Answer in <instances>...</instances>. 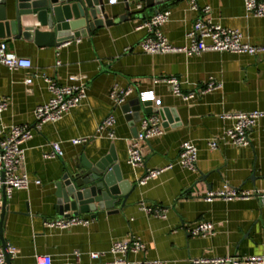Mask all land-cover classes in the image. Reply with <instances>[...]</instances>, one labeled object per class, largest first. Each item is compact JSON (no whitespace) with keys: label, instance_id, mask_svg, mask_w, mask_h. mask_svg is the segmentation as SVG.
I'll return each instance as SVG.
<instances>
[{"label":"crops","instance_id":"obj_1","mask_svg":"<svg viewBox=\"0 0 264 264\" xmlns=\"http://www.w3.org/2000/svg\"><path fill=\"white\" fill-rule=\"evenodd\" d=\"M128 1V19H119L128 13L125 1H110L112 25L59 47L40 46L23 37L0 39L11 52L32 62L31 69L17 70L0 64V97L9 102L3 122L6 126L28 125L32 131L18 170L28 175L30 187L14 191L6 202L3 237L8 246L18 250L10 264H35L38 255L52 256L54 264H107L115 259L110 254L113 244L138 238L145 249L130 254V260L192 264L196 259L264 256V118L251 132L250 146L236 147L223 140L224 130L233 124L223 115L264 111V54H145L139 45L146 32L137 27L155 12L140 0ZM244 2L197 0L200 9L210 8L211 13L205 16L192 10L191 0H172L158 7L171 11L162 31L173 45L186 46L193 24L204 17L240 31L248 44L264 46V18L247 15ZM8 18L14 16L9 13ZM30 26L48 30L24 18L23 27ZM171 77L182 82L183 92H194L196 97L188 102L175 97L171 85L163 81ZM46 78L62 86L86 82L87 98L61 121L47 123L37 131L35 110L52 97ZM27 79L30 82L26 83ZM210 81L222 84V88L201 94ZM114 87L132 88L134 93L117 106L110 98ZM145 91H154L156 100L146 106L141 102V120L134 122L125 106L139 100V93ZM110 115L117 120L116 139L94 138L99 124ZM150 115L161 117L164 134L141 146L144 165L134 168L128 164L129 146L142 120ZM79 138L91 140L74 145L73 140ZM211 138L219 140L217 150L208 147ZM188 141L198 149L195 172L179 165L181 145ZM56 142L61 144L63 156L46 158ZM112 152L124 180L136 185L126 206L121 208L119 201L114 209L99 210L95 217L79 215L90 219L87 227L48 228L47 222L61 217L56 185L67 166L83 158L95 163ZM149 170L163 171L146 185H139ZM224 184L255 192V196L233 201L204 198ZM141 203L164 210L166 218L146 214ZM203 222L213 225L211 233L191 235L190 229ZM94 253L100 257L92 258Z\"/></svg>","mask_w":264,"mask_h":264},{"label":"built area","instance_id":"obj_2","mask_svg":"<svg viewBox=\"0 0 264 264\" xmlns=\"http://www.w3.org/2000/svg\"><path fill=\"white\" fill-rule=\"evenodd\" d=\"M116 1V0H110ZM245 11L247 15L264 18V0H245ZM139 4V8H142ZM192 10L201 11L205 16L211 13L209 7L200 9L197 0H191ZM171 11L169 9L159 10L152 17L144 20L137 27V30L146 32L145 37L140 42V49L145 54H164V53H186L188 55H201L208 51L228 52L233 54H248L255 56L264 54V46H253L244 42L240 31L222 27L214 23L210 18L201 17L193 24L192 31L188 35L189 44L186 46L173 45L162 31V27L169 21ZM0 64L10 70L31 69L32 62L28 58L19 57L8 49L5 41H0ZM172 87V93L175 97L181 98L183 101H191L196 97L194 92H183L182 82L176 78H164ZM30 82L29 79L26 83ZM48 90L52 94L51 99L36 108L35 128L40 131L47 123H55L61 121L71 111L81 106L87 98L88 84L80 82L77 85H59L55 80L46 78ZM156 82H159L157 80ZM222 84L210 81L201 94H206L213 90H219ZM134 90L132 88L114 87L110 92L111 100L117 105L125 104ZM139 99L142 103L154 102L156 95L154 91H145L139 93ZM9 108V102L5 98L0 97V190L5 189L6 199L11 198L16 190H28L30 180L27 174L18 172L21 162L25 158L24 144L32 138V131L28 125L6 126L3 122V116ZM264 118V111L256 110L251 112H237L234 114L223 115L224 120L233 122L231 127L224 130L223 140L236 147L250 146L251 132L258 126L260 120ZM117 120L115 116L106 117L98 126L94 138L116 139L115 127ZM163 120L158 115H150L141 122L140 131L133 139L128 151V164L134 168L144 165V158L141 154V146L155 137L164 134ZM91 138H79L73 140L74 145L87 144ZM52 151L46 154V158L54 159L63 156V150L59 142L53 143ZM210 150H217L219 140L211 138L208 141ZM198 149L192 142H184L181 145L179 153V165L188 170L195 172L197 170ZM163 170H149L147 174L139 180V185H146L147 182L156 178ZM40 184L39 181L36 182ZM255 196V192L234 188L229 184H224L218 191H212L205 195L207 201L215 199H223L225 201L233 200H249ZM264 197V192L262 195ZM1 199V194H0ZM1 203V202H0ZM140 209L148 215H154L166 218V213L162 209H154L145 203L140 204ZM90 219L81 216H61L60 218L47 222L50 229L67 230L70 228L90 224ZM213 225L203 222L195 225L190 229L193 236H206L211 233ZM145 249L144 243L138 238L128 243H115L110 249V254L115 259L107 264H174L163 260L153 261H134L129 259V255H136ZM8 252L11 260L16 256L18 250L13 246H8ZM92 258L97 259L100 254L94 253ZM0 264H7L6 254L0 239ZM35 264H54L50 255L36 256ZM192 264H264V256L238 258H212V259H196L192 260Z\"/></svg>","mask_w":264,"mask_h":264},{"label":"water","instance_id":"obj_3","mask_svg":"<svg viewBox=\"0 0 264 264\" xmlns=\"http://www.w3.org/2000/svg\"><path fill=\"white\" fill-rule=\"evenodd\" d=\"M126 3L128 13L120 21L130 16V3ZM172 0H140L150 11L158 13V7ZM110 0H0V39H34L40 46L59 47L73 38L90 37L94 32L114 23L109 18ZM14 18L9 19L8 14ZM37 22L46 32L30 26L23 27V19ZM140 99L125 106L128 118L134 122L141 120ZM147 103H143L146 106ZM147 112V110H146ZM150 113V112H149ZM136 132V136H137ZM117 158L110 156L97 162L86 158L80 163L69 165L60 182L57 183L59 215L74 216L93 214L99 210H112L119 201L121 208L126 206L136 185L124 180ZM0 221V239L6 254L7 264L11 257L3 237V225L7 217L5 189ZM120 210L113 213H118ZM67 213V214H66Z\"/></svg>","mask_w":264,"mask_h":264}]
</instances>
